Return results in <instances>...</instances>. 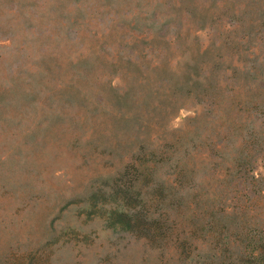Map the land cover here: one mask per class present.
<instances>
[{
    "label": "rangeland",
    "instance_id": "374dc122",
    "mask_svg": "<svg viewBox=\"0 0 264 264\" xmlns=\"http://www.w3.org/2000/svg\"><path fill=\"white\" fill-rule=\"evenodd\" d=\"M0 264H264V0H0Z\"/></svg>",
    "mask_w": 264,
    "mask_h": 264
},
{
    "label": "trees",
    "instance_id": "16d2710c",
    "mask_svg": "<svg viewBox=\"0 0 264 264\" xmlns=\"http://www.w3.org/2000/svg\"><path fill=\"white\" fill-rule=\"evenodd\" d=\"M135 168L137 170V176H141V172H144V167L142 165V163H137L135 164ZM128 188V187H127ZM124 191H126V189H124ZM142 214L140 213V210H137V214H135V217L138 218L139 220H142ZM111 218L114 219V218H119L120 220H122L123 222H128L127 220L131 221L133 216L131 217V215L128 213V212H124V211H113L112 214H111ZM125 218V220H124ZM137 222V221H135ZM141 222L138 221V223L136 224H140ZM128 224V223H126Z\"/></svg>",
    "mask_w": 264,
    "mask_h": 264
}]
</instances>
